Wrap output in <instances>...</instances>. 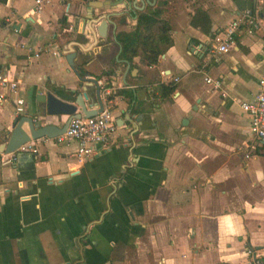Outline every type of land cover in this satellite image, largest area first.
<instances>
[{"label": "crops", "instance_id": "1", "mask_svg": "<svg viewBox=\"0 0 264 264\" xmlns=\"http://www.w3.org/2000/svg\"><path fill=\"white\" fill-rule=\"evenodd\" d=\"M123 3L54 0L34 11L33 0H0V71L18 81L21 115L42 105L36 94L69 98L73 52L112 99L117 125L112 146L85 160L76 142L44 137L35 151L0 154V264H244L246 247L264 253V144L244 139L250 120L238 103L258 91L264 28L210 52L254 0H169L172 43L152 65L120 57L117 34L140 12ZM101 13H116L102 39L91 24ZM14 98L7 91L0 106V143Z\"/></svg>", "mask_w": 264, "mask_h": 264}, {"label": "built area", "instance_id": "2", "mask_svg": "<svg viewBox=\"0 0 264 264\" xmlns=\"http://www.w3.org/2000/svg\"><path fill=\"white\" fill-rule=\"evenodd\" d=\"M52 1L54 0H33V10L39 11ZM261 4L262 0H256L253 5L242 10L214 35L210 51L212 57L216 58V55L227 52L239 34L245 32L252 35L264 28ZM177 80L178 78L173 79V81ZM204 81L210 85L212 90L221 89L222 83L219 79L205 75ZM7 91L15 96L14 113L20 116L26 109V101L18 95V81L9 79L0 71V106L6 102ZM102 102L103 107L100 112L92 116L73 117L65 132L52 138L58 142H76L74 155L78 160H85L104 153L114 143L117 125L111 109L112 99L106 97L102 99ZM238 103L240 108L249 115V127L253 137L264 144V73L258 79L256 94L249 100H238ZM31 142L22 145L19 150L35 151L34 144ZM245 254L244 264H264V253H260L259 250L246 247Z\"/></svg>", "mask_w": 264, "mask_h": 264}, {"label": "water", "instance_id": "3", "mask_svg": "<svg viewBox=\"0 0 264 264\" xmlns=\"http://www.w3.org/2000/svg\"><path fill=\"white\" fill-rule=\"evenodd\" d=\"M122 8L127 6L131 12L141 11L145 5L153 6L156 0H123ZM256 0H254L255 2ZM262 17L264 20V0H262ZM95 6V5H94ZM116 13L95 14L91 19L93 30L98 37H106L108 25L115 28V23L111 17ZM75 54L72 52L66 59L72 70L76 73L79 83L77 87L70 91L68 99L57 97L52 92L36 94V101L42 105L36 106L31 115L17 116L13 122L11 130L3 137L0 143V154L9 155L19 151V148L31 141L39 138H54L65 132L69 121L73 117L92 116L102 110L103 102L100 98V88L95 78L84 76L74 66ZM45 116H55L58 123L38 124ZM63 117L64 120H63Z\"/></svg>", "mask_w": 264, "mask_h": 264}, {"label": "trees", "instance_id": "4", "mask_svg": "<svg viewBox=\"0 0 264 264\" xmlns=\"http://www.w3.org/2000/svg\"><path fill=\"white\" fill-rule=\"evenodd\" d=\"M167 3L168 0H158L155 6L140 11L134 28L117 34L121 46L120 57L131 60L140 56L147 65L157 62L159 55L172 43L169 23L162 17ZM164 88L166 94L173 90V87Z\"/></svg>", "mask_w": 264, "mask_h": 264}, {"label": "rangeland", "instance_id": "5", "mask_svg": "<svg viewBox=\"0 0 264 264\" xmlns=\"http://www.w3.org/2000/svg\"><path fill=\"white\" fill-rule=\"evenodd\" d=\"M169 1V0H168ZM170 5H172V4H170ZM244 139L245 140H247V141H251V140H253L254 139V137H253V135H252V133H251V131H250V129L248 128V130L245 132V134H244ZM258 141L256 140V141H254L253 142V144H256Z\"/></svg>", "mask_w": 264, "mask_h": 264}]
</instances>
